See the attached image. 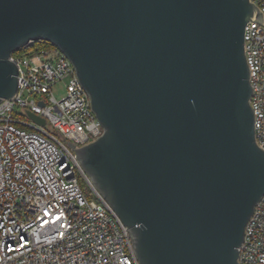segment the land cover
<instances>
[{
	"label": "water",
	"instance_id": "95a60500",
	"mask_svg": "<svg viewBox=\"0 0 264 264\" xmlns=\"http://www.w3.org/2000/svg\"><path fill=\"white\" fill-rule=\"evenodd\" d=\"M262 18L250 0H0V102L17 91L12 52L56 46L103 128L68 144L138 263L239 264L264 195L243 49Z\"/></svg>",
	"mask_w": 264,
	"mask_h": 264
},
{
	"label": "built area",
	"instance_id": "2783aa9c",
	"mask_svg": "<svg viewBox=\"0 0 264 264\" xmlns=\"http://www.w3.org/2000/svg\"><path fill=\"white\" fill-rule=\"evenodd\" d=\"M251 1L263 18L245 24L243 49L255 139L264 149V0ZM34 42L11 54L17 91L0 102V264H139L127 228L68 144L84 145L103 132L89 98L70 60L54 45L30 47ZM64 78L57 99L51 87ZM238 261L264 264V195L245 226Z\"/></svg>",
	"mask_w": 264,
	"mask_h": 264
},
{
	"label": "rangeland",
	"instance_id": "374dc122",
	"mask_svg": "<svg viewBox=\"0 0 264 264\" xmlns=\"http://www.w3.org/2000/svg\"><path fill=\"white\" fill-rule=\"evenodd\" d=\"M67 82L68 79L64 78L63 80L59 81L51 87L52 94L55 96V98L59 99L65 94V86ZM18 111L23 112V109L19 108ZM79 180L80 183L83 182L85 184L84 180L81 177L79 178Z\"/></svg>",
	"mask_w": 264,
	"mask_h": 264
},
{
	"label": "trees",
	"instance_id": "16d2710c",
	"mask_svg": "<svg viewBox=\"0 0 264 264\" xmlns=\"http://www.w3.org/2000/svg\"><path fill=\"white\" fill-rule=\"evenodd\" d=\"M39 45H46V46H53L51 43L47 42V41H43V40H39L37 42H34L30 45V47H34V46H39ZM25 49V48H23ZM19 50L12 52V54H16L18 53ZM27 116V115H26ZM81 187L83 188L84 192L88 195L89 194V189L86 186V184H84L83 182L80 183Z\"/></svg>",
	"mask_w": 264,
	"mask_h": 264
}]
</instances>
